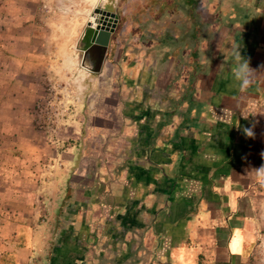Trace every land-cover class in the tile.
Instances as JSON below:
<instances>
[{
	"label": "crops",
	"instance_id": "obj_1",
	"mask_svg": "<svg viewBox=\"0 0 264 264\" xmlns=\"http://www.w3.org/2000/svg\"><path fill=\"white\" fill-rule=\"evenodd\" d=\"M157 4L152 31L150 18L125 25L124 43L113 35L99 75L129 88L124 99L110 97L101 156L82 155L80 135L61 146L32 133L22 145L13 122H0V264L254 258L264 183L247 172L264 165V0ZM237 46L258 72L246 91L232 79ZM43 176L44 189L32 191Z\"/></svg>",
	"mask_w": 264,
	"mask_h": 264
},
{
	"label": "rangeland",
	"instance_id": "obj_2",
	"mask_svg": "<svg viewBox=\"0 0 264 264\" xmlns=\"http://www.w3.org/2000/svg\"><path fill=\"white\" fill-rule=\"evenodd\" d=\"M110 3L107 0L93 11L88 0H0V122H13L22 145L34 138L32 133L41 145L59 142L61 146L75 142L72 138L80 135L75 139L82 155L104 153V143H108L104 140L111 136L113 125L110 118H104L114 111L110 97L113 102L124 99L129 87L123 85L124 78L113 77V84L99 75L103 71L94 72L83 64L81 38L98 8H110ZM147 28L153 30L152 25ZM118 37L123 42L124 37ZM127 48L119 49L124 52ZM25 56L32 57V73ZM5 141L11 145L7 137ZM40 179L43 182L32 191L44 189L39 188L44 176ZM37 204L44 209V200ZM256 213L257 251L249 264H264V185Z\"/></svg>",
	"mask_w": 264,
	"mask_h": 264
},
{
	"label": "flooded vegetation",
	"instance_id": "obj_3",
	"mask_svg": "<svg viewBox=\"0 0 264 264\" xmlns=\"http://www.w3.org/2000/svg\"><path fill=\"white\" fill-rule=\"evenodd\" d=\"M109 2H111L110 8H113L114 10L117 11L119 19H118L116 29L111 34V38H110L109 45H108V51L111 47V43L114 44L116 41L115 36L113 38V35L115 34V32L116 34H118V36H121L122 39L123 37L126 38V36H123L125 25L127 26L128 23H132V24L138 23L139 24L140 20H145V19L147 20L150 18L151 19L148 22H152L153 13L159 9V6L157 4L158 0H109ZM152 26H157V24L155 22H152ZM130 28L131 26L129 27L128 30H130ZM107 32L110 33V31H107ZM117 40L119 41V43H121V41L119 40V37ZM108 51H107V55H108ZM131 104L132 103H130V105ZM132 105L130 107H134L135 103H133Z\"/></svg>",
	"mask_w": 264,
	"mask_h": 264
},
{
	"label": "water",
	"instance_id": "obj_4",
	"mask_svg": "<svg viewBox=\"0 0 264 264\" xmlns=\"http://www.w3.org/2000/svg\"><path fill=\"white\" fill-rule=\"evenodd\" d=\"M113 31L114 26L109 33L99 26L95 28L90 21L84 28L81 38L82 62L94 72H100L104 61L108 58V45Z\"/></svg>",
	"mask_w": 264,
	"mask_h": 264
},
{
	"label": "clouds",
	"instance_id": "obj_5",
	"mask_svg": "<svg viewBox=\"0 0 264 264\" xmlns=\"http://www.w3.org/2000/svg\"><path fill=\"white\" fill-rule=\"evenodd\" d=\"M106 3L107 0H88V5L92 6L93 11ZM232 63V79L241 91H246L254 84L258 72L250 67L249 61L241 55L238 46L232 49ZM245 134L251 137L253 132L245 129ZM247 175H253L258 182L264 183V165L258 169L249 170Z\"/></svg>",
	"mask_w": 264,
	"mask_h": 264
},
{
	"label": "built area",
	"instance_id": "obj_6",
	"mask_svg": "<svg viewBox=\"0 0 264 264\" xmlns=\"http://www.w3.org/2000/svg\"><path fill=\"white\" fill-rule=\"evenodd\" d=\"M118 19L119 16L117 11L107 8H98V10L92 16L90 22H92V25L95 28L99 26L100 29H103V31H110L113 26L114 30L116 29ZM49 168H51V165Z\"/></svg>",
	"mask_w": 264,
	"mask_h": 264
}]
</instances>
